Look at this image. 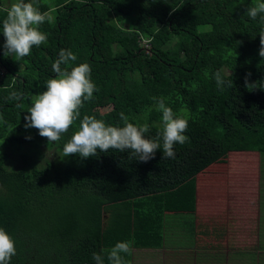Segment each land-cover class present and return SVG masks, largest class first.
Listing matches in <instances>:
<instances>
[{
	"label": "trees",
	"instance_id": "obj_1",
	"mask_svg": "<svg viewBox=\"0 0 264 264\" xmlns=\"http://www.w3.org/2000/svg\"><path fill=\"white\" fill-rule=\"evenodd\" d=\"M4 1L0 21L9 8ZM256 2L35 0L41 12L53 17L40 26L46 44L34 46L21 59L5 57L0 33V64L6 69L0 77V148L3 143L8 147L0 150V227L15 241L10 264H95L92 253L118 241L131 242L125 259L133 264L135 250L164 249L169 237V244L177 243L172 255L189 257L206 249L230 254L224 239L208 240L223 237L225 228L202 221L201 207L208 199L226 210L230 186L254 185L255 155L264 158V90L244 87L249 72L250 82L264 84V59L258 54L261 26L247 14ZM60 49L77 56L74 65H90L97 91L59 141L49 143L35 128L32 139H25L26 110L56 76L52 63ZM218 70L233 81L223 91L212 78ZM12 92L20 93V99L9 100ZM153 97L165 98L176 115L188 120L185 135L190 139L174 146L175 159H162L160 149L147 162L115 150H98L85 159L62 156L64 143L85 115L121 126L123 112L132 123H148L145 135L154 138L162 113L155 110ZM23 144L32 146L36 156L20 151ZM42 147H53L59 160L44 158ZM15 152L26 164H14L9 156ZM166 219L174 224L172 234L165 232ZM260 243L262 251L231 254L264 253ZM173 264L192 263L182 258Z\"/></svg>",
	"mask_w": 264,
	"mask_h": 264
},
{
	"label": "clouds",
	"instance_id": "obj_2",
	"mask_svg": "<svg viewBox=\"0 0 264 264\" xmlns=\"http://www.w3.org/2000/svg\"><path fill=\"white\" fill-rule=\"evenodd\" d=\"M167 2V0H165ZM173 11L176 9L173 8ZM6 16L0 21V33L3 34V55L17 59L31 55L32 48L47 43V36L40 30L45 22L51 23L53 17L48 12H41L35 6V0H16L7 9ZM247 14L252 20L260 24L259 56L264 59V0H257L256 4L247 8ZM77 56L70 49H60L58 58L52 63V71L56 76L46 81L44 91L34 96L27 108L24 128H35L39 135L49 143L57 142L62 134L67 133L74 122L80 118V109L86 101L94 98L97 87L91 79V67L87 63L74 65ZM64 65V68H61ZM207 75V73H206ZM251 73L244 77V87L248 91L257 88L264 90V84L257 86L250 82ZM214 78L220 91L224 87H231L233 81L225 80L221 71H216ZM18 92L10 93L9 100L20 99ZM154 108L162 113L160 129L154 138L146 137L150 126L148 123L135 124L123 112L119 113L121 126L106 124L95 116L85 115L80 119L79 126L70 139L64 143L62 156L76 155L81 159L95 157L99 152L109 150L123 153L128 152L129 159L147 162L153 159L158 149L162 150V159H175L176 144L184 145L189 141L185 135L188 120L176 115L169 107L165 98L153 97ZM20 106V105H18ZM2 120V117H0ZM25 139H32L26 135ZM132 252L130 241H118L108 250L93 252L95 264H127L125 256ZM16 255L15 241L8 232L0 227V264H10Z\"/></svg>",
	"mask_w": 264,
	"mask_h": 264
},
{
	"label": "rangeland",
	"instance_id": "obj_3",
	"mask_svg": "<svg viewBox=\"0 0 264 264\" xmlns=\"http://www.w3.org/2000/svg\"><path fill=\"white\" fill-rule=\"evenodd\" d=\"M4 6L10 7L12 1L5 0ZM24 124L22 125V132H26L28 135L33 134L32 128L25 129ZM43 148V157L47 158L48 160H51L53 162L59 160L57 157H59V152L55 151L53 147L50 148ZM7 146H3L0 148V150L3 152H7L8 150ZM24 154L28 155L29 157H35L37 151L32 147L28 146L26 144H23L22 148L20 149ZM9 158L14 161L15 165H22L26 164L23 162L22 156L20 153L15 152L11 153ZM255 160L258 161V167L255 168V174L254 176L257 179H253L254 185L247 187L243 185H235L230 186V201L228 202V207L225 210L223 206L217 207V204L210 203V201H205L208 199L202 200L203 206L201 207L202 213H201V219L202 221H206L210 227L213 228H225V235L223 237L218 238H208V240L214 241L216 243V239H224V242L226 244H229L231 247H227L225 249L228 253H234L241 250H255L258 252V249L260 250V247H258V242H256L255 239V232L259 228V212L261 213V216L264 217V190H263V184L260 182V177L262 178L261 181H264V175L262 173L259 174V170L262 167L264 169V158L262 160L259 159L258 155H255ZM39 163H43L42 160H39ZM260 167V168H259ZM259 174V175H258ZM253 178V177H252ZM235 188V189H233ZM252 200H257V204L255 203V206H251ZM224 201V200H223ZM247 202V206L243 207L242 204H245ZM242 213V214H240ZM199 216V212L197 213ZM260 216V218H261ZM216 217V218H214ZM216 219V220H215ZM217 219L219 221H217ZM228 219V220H226ZM212 220V221H209ZM226 220L225 223H220V221ZM176 222V221H175ZM175 227L174 224H169L167 219L165 222V232H171L174 233ZM263 233L262 229H259V235ZM170 236L174 241L179 242V244L183 248H189L188 244H184L185 242L180 237H175L173 235ZM170 237L168 238L166 245L164 249L160 250H154V249H143V250H135V263L133 264H167L173 262H182L181 257H174L172 255V248H174L172 245L177 243H170L169 244ZM229 242V243H228ZM256 242V243H255ZM264 243V242H263ZM256 244L258 247H253ZM252 245V246H251ZM264 247V246H261ZM264 250V249H263ZM214 251V249H206L204 252L211 253ZM262 251V250H260Z\"/></svg>",
	"mask_w": 264,
	"mask_h": 264
},
{
	"label": "crops",
	"instance_id": "obj_4",
	"mask_svg": "<svg viewBox=\"0 0 264 264\" xmlns=\"http://www.w3.org/2000/svg\"><path fill=\"white\" fill-rule=\"evenodd\" d=\"M262 173L264 175V169L260 168L259 174ZM260 182L263 184L264 190V181ZM264 203V201H263ZM259 212V229H262L263 233L259 235V229L257 230L256 235V242H261L260 246H264V217L261 216ZM255 242V243H256ZM199 250V249H195ZM180 252H183L181 249ZM174 257H181L183 258L184 262H189L192 264H264V253L259 254H227V255H214L212 253H201V254H194V256H185L182 253L178 255H173ZM186 258V259H185ZM189 259V260H188ZM135 263V261H134ZM174 262L172 261V264ZM171 264V263H167Z\"/></svg>",
	"mask_w": 264,
	"mask_h": 264
},
{
	"label": "built area",
	"instance_id": "obj_5",
	"mask_svg": "<svg viewBox=\"0 0 264 264\" xmlns=\"http://www.w3.org/2000/svg\"><path fill=\"white\" fill-rule=\"evenodd\" d=\"M6 69L0 64V77H2L5 73Z\"/></svg>",
	"mask_w": 264,
	"mask_h": 264
}]
</instances>
